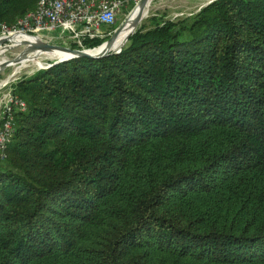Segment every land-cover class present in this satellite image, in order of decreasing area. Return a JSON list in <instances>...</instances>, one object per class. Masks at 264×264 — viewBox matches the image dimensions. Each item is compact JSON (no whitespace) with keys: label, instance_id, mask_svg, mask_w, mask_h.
<instances>
[{"label":"trees","instance_id":"1","mask_svg":"<svg viewBox=\"0 0 264 264\" xmlns=\"http://www.w3.org/2000/svg\"><path fill=\"white\" fill-rule=\"evenodd\" d=\"M13 89L0 264H264V0L155 14Z\"/></svg>","mask_w":264,"mask_h":264},{"label":"built area","instance_id":"2","mask_svg":"<svg viewBox=\"0 0 264 264\" xmlns=\"http://www.w3.org/2000/svg\"><path fill=\"white\" fill-rule=\"evenodd\" d=\"M132 2L138 0H38L33 10L18 17L12 25L2 23L0 36L36 35L48 43L59 41L70 48L75 44L77 49H88L86 41L105 39L112 34L118 14ZM10 90L0 105V166L7 159L15 134V110L27 109L26 101Z\"/></svg>","mask_w":264,"mask_h":264},{"label":"rangeland","instance_id":"3","mask_svg":"<svg viewBox=\"0 0 264 264\" xmlns=\"http://www.w3.org/2000/svg\"><path fill=\"white\" fill-rule=\"evenodd\" d=\"M139 1L140 0H138V2ZM209 1H214V0H153L149 7L147 16L143 19V21L139 23V25L136 28L140 27L143 24L149 25V18L155 14H160V15L165 14L166 18H170V19H179V18L189 16L192 13L198 12ZM133 3L135 6L136 2H133ZM133 7L130 8V4H129L127 8H123V10L118 14L117 21L111 28L112 33L128 17ZM24 44L25 45H20L17 47H13L10 45L3 46V47H0V49L9 50L8 55L10 58H13L17 54L21 53L23 50L28 49L30 46H36L33 43H24ZM56 44H60L59 41L56 42ZM71 45L72 44H69V46ZM59 58L60 57L54 53L43 54L37 59L28 61V63L23 65V68H21L16 74H13L15 70L13 62L0 63V85H4L8 81H10L8 85L4 86L3 88H0V105L2 104V100H4V94L11 91L10 90L11 88L13 89V84L17 82L19 78L32 75L34 72L40 69L46 68V66H49L48 63H52L53 61ZM43 64L45 65L41 67ZM0 116H1V112H0Z\"/></svg>","mask_w":264,"mask_h":264},{"label":"bare ground","instance_id":"4","mask_svg":"<svg viewBox=\"0 0 264 264\" xmlns=\"http://www.w3.org/2000/svg\"><path fill=\"white\" fill-rule=\"evenodd\" d=\"M153 0H148L143 7H139V5L130 13L128 16V20L125 23L124 28L120 31L117 38L115 39L112 49H118L122 45L126 43V40L128 38V35L136 29V27L139 25L141 21L147 16L149 7L151 5ZM10 41H6L4 43H0V47L3 46H13L17 47L20 45H25L24 43H33V38L28 35H19L18 33L9 35ZM106 44H103L98 47H93V49L90 48L88 52L92 54H97L104 50ZM9 50L6 49H0V63L4 62H13L14 64V72L13 74H16L21 68H23V65L27 64L28 61L37 59L38 57L42 56L46 53H54L57 56H59V59H67L72 56L71 53L63 52V51H50V50H44L38 46H30L28 49L23 50L21 53L17 54L15 57L10 58L8 55ZM52 63H48V65L52 66ZM45 64H43L41 67H43ZM49 66V67H50Z\"/></svg>","mask_w":264,"mask_h":264},{"label":"water","instance_id":"5","mask_svg":"<svg viewBox=\"0 0 264 264\" xmlns=\"http://www.w3.org/2000/svg\"><path fill=\"white\" fill-rule=\"evenodd\" d=\"M148 0H140L138 3L135 4V6L133 7V9L130 11V13L139 5V7H143L144 4L147 2ZM212 1H209L206 5H208L209 3H211ZM205 5V6H206ZM129 13V15H130ZM128 15V16H129ZM128 20V17L122 22V24L120 26H118L114 32L111 34V36L104 41L103 43H101L99 46L106 44L105 48L103 51L97 53V54H92L90 52H88V50L90 49H77V48H70L64 45H60V44H53V43H48L46 41L41 40L40 38H38L36 35H29L33 38V44L44 49V50H50V51H63V52H68L71 53L72 56L70 58L67 59H57L54 61V64H57L59 62H64V61H68L70 59L73 58H77V57H90V58H101V57H105L109 54H113V53H119L121 52V50L123 49L124 45H122L120 48L118 49H112L113 43L115 41V39L117 38L118 34L120 33V31L124 28L126 21ZM137 29V28H136ZM136 29L134 31H132L129 35L128 38L126 40V42L128 41L129 37L131 34H133ZM10 37L9 35H2L0 36V43H4L6 41H10ZM93 49V48H91Z\"/></svg>","mask_w":264,"mask_h":264}]
</instances>
